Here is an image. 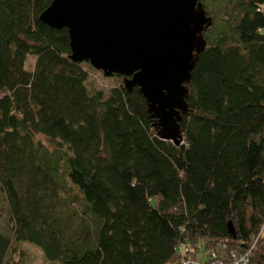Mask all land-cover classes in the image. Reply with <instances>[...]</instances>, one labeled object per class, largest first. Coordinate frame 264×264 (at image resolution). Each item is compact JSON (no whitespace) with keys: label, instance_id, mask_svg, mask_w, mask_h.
Returning <instances> with one entry per match:
<instances>
[{"label":"trees","instance_id":"trees-1","mask_svg":"<svg viewBox=\"0 0 264 264\" xmlns=\"http://www.w3.org/2000/svg\"><path fill=\"white\" fill-rule=\"evenodd\" d=\"M51 1L0 0V264L20 241L60 264H174L179 244L214 241L264 264V0H200L179 144L127 77L88 90L68 30L39 18Z\"/></svg>","mask_w":264,"mask_h":264},{"label":"water","instance_id":"water-1","mask_svg":"<svg viewBox=\"0 0 264 264\" xmlns=\"http://www.w3.org/2000/svg\"><path fill=\"white\" fill-rule=\"evenodd\" d=\"M39 18L68 30L72 60L138 86L161 138L180 143L187 84L210 23L200 0H52ZM228 233L235 238L231 223Z\"/></svg>","mask_w":264,"mask_h":264},{"label":"rangeland","instance_id":"rangeland-1","mask_svg":"<svg viewBox=\"0 0 264 264\" xmlns=\"http://www.w3.org/2000/svg\"><path fill=\"white\" fill-rule=\"evenodd\" d=\"M34 60V55H27L25 67L31 69ZM86 67L89 72L86 81L88 90H101L106 94L109 87L115 82L114 76H106L103 74L102 70L90 67L89 64H87ZM3 93L4 92L0 90V95ZM37 138L48 148L53 149L55 147V144L45 138L44 135L38 134ZM64 152L65 150L62 148L54 150L52 154L47 157L48 164H51L53 160L57 158L59 164L64 165L67 160V155H65ZM9 225L8 205L4 197L0 195V230L9 234ZM6 261L8 264H60L58 259L52 260L46 258L41 247L29 241H20L17 244L11 243Z\"/></svg>","mask_w":264,"mask_h":264},{"label":"built area","instance_id":"built-area-1","mask_svg":"<svg viewBox=\"0 0 264 264\" xmlns=\"http://www.w3.org/2000/svg\"><path fill=\"white\" fill-rule=\"evenodd\" d=\"M260 233H264V224ZM252 246L248 250H232L225 249L221 242L214 241L196 248L183 242L175 248L177 260L174 264H249Z\"/></svg>","mask_w":264,"mask_h":264}]
</instances>
